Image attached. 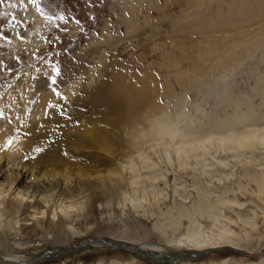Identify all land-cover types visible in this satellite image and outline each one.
Masks as SVG:
<instances>
[{"label": "rangeland", "instance_id": "rangeland-1", "mask_svg": "<svg viewBox=\"0 0 264 264\" xmlns=\"http://www.w3.org/2000/svg\"><path fill=\"white\" fill-rule=\"evenodd\" d=\"M227 1L232 2L231 0H144L143 2L142 0H0V98L24 79L26 81L24 84H27L22 83L27 87L25 91L28 96H25L27 115L32 117V112L40 107L44 98L48 97L51 102L57 92L61 96L73 88V100H63L64 106L57 110L54 122L50 124L48 138L49 141L53 139L59 141L61 153L72 157L71 161L76 163L84 162L85 157L89 161L93 152L87 149L74 152L72 146L74 142L68 140V134H72V129L82 130V126L85 127L84 124L90 120L99 122V126L103 129L109 131L110 128L115 130L114 132L117 131L118 137L122 139L123 144H126L127 128L123 123L119 126L122 118L100 101L101 95L104 94L112 101L114 97L116 104H124L121 97H117L118 89L115 82L119 78H124L127 84L134 88L146 85L150 89H159L161 94H158L159 97L154 104L158 103L157 107H162L172 116L178 105L186 103L185 110L202 123L213 118L234 117L237 109L231 107V104L224 105L225 101L242 103L239 112H246L250 104L263 115L264 0L259 2L244 0V3H241L243 0H233L231 7L227 5ZM235 3L236 5H233ZM248 4L252 6L246 8ZM244 8H249L246 16L242 14ZM229 61H232L231 66L228 65ZM57 68L60 69V75L56 74ZM53 78L56 84L51 83ZM43 79L47 83L46 87L43 86ZM254 90L261 95L257 96ZM49 94L51 96H48ZM58 101L56 99L53 103ZM144 108L141 111H137L140 108L137 109L136 115L135 112L129 113L125 107L127 116L122 119L126 122L125 126L129 122L132 125L138 116V119L142 118L144 116L142 114L149 109ZM197 110L201 113L198 114ZM61 112L65 115H61ZM112 122L114 127L110 125ZM135 124L137 123L134 122ZM260 124H264V121ZM134 128H129V131L132 132ZM144 147L149 149H146L147 153L152 159L155 158L154 162L158 164L155 167L157 182L155 181L152 188H147L141 207L136 209L132 202L130 203L132 193L131 189H127L124 190L127 201L123 192H120L117 196L119 199L116 198L115 203H108L107 206V203L103 202L101 207L99 203L94 216L88 214L86 210L66 209L68 211L61 216L64 220L62 230L57 235L43 226L33 237H27L22 234L20 224L17 225L19 227H14L15 230L13 228L5 231L3 220H0L2 225H0L2 227L0 257H11L15 260L11 263L0 261V264H164L153 254L144 256L136 249L129 250L125 247L106 248L102 243L97 242L99 240L129 241L137 244V249L138 247L155 249L163 255L182 254L183 259H189L190 252L183 247H176V243L172 244L175 247H169L171 240L176 242L178 236L184 232L188 225L187 219L181 218L182 222H180L178 217L180 224L178 223L175 232L167 227L165 217L176 213L174 205L187 210V213L192 212L190 208L194 205L191 204L199 199L196 196V187L200 185L199 188H212V191H218L217 195H226L227 199H237L242 202L241 208L230 207L231 210L227 206L226 208L219 206V211L223 213L224 210L226 216L235 218V211L251 216L250 213L254 214L253 210L257 212L261 210L262 214L259 213L256 217L259 229L254 232L255 235L251 233V240L246 243L248 249L241 248L240 252L245 256L237 254L236 251L209 250L208 252L211 253L202 256L203 258L186 260L190 263L183 264H264V195H259L257 184L252 181V177L264 170V146H260L262 149L245 152L244 157H247L246 159L252 164L245 158L243 163L241 161L236 163L229 152L221 154L222 157H230L224 168L218 164L225 172L221 174L216 171L218 168L214 164L216 159L207 156L210 157L211 165L209 161L207 162L209 158L205 157L207 165L204 169L212 171L210 177L216 180L212 183L213 187L209 184L213 179L208 178V175L195 179L193 172L197 168H192L196 165L195 161H191L194 163L187 166L186 174L181 173L176 162L173 161L174 164L168 163L167 160L166 163L160 161L149 148V143H145ZM38 149L36 147V150ZM89 152L91 155L88 154ZM133 156L137 155L133 154ZM209 165L216 168L211 170ZM246 166L250 167L246 169ZM229 170L236 171L234 173ZM187 173L193 175V178ZM141 175L139 181L142 182L146 171H142ZM213 175L217 177L219 175L220 179L225 177L222 178L224 181L222 187L221 184L217 187L216 183L219 179ZM219 182L221 183L220 180ZM139 187L141 188V185ZM159 189L164 190L161 192ZM174 189L178 191L174 193L187 197L182 198L184 200L181 201L179 196L182 195H175ZM219 189L227 193L219 192ZM157 192L163 194L161 196L163 202L159 200L161 203L152 202L158 200L154 198ZM165 193L168 195L165 196ZM212 195L209 196L212 197L210 199L213 201L217 198L216 202L219 196ZM163 197L166 198L165 202ZM84 200L80 202L83 203ZM171 208L175 210H169ZM195 217L204 226H208L211 222L208 215L203 216L204 218ZM4 232L6 233L3 236ZM55 248L57 250H51Z\"/></svg>", "mask_w": 264, "mask_h": 264}, {"label": "bare ground", "instance_id": "bare-ground-1", "mask_svg": "<svg viewBox=\"0 0 264 264\" xmlns=\"http://www.w3.org/2000/svg\"><path fill=\"white\" fill-rule=\"evenodd\" d=\"M143 1L144 0H142V2ZM231 1L233 2V0ZM232 2L227 1V5H230ZM257 2H259V0H257ZM241 3H244V0ZM233 5H236V3ZM248 6H252V4L246 5V8ZM230 7H228L229 10ZM233 7L235 8L236 6ZM246 8L243 9L244 12L242 11L243 16H246L248 9L251 7L248 9ZM230 20L232 21V18ZM229 62L228 65L231 66L232 61ZM42 82L43 86H45V84L47 85L45 80ZM22 83L24 84L26 81L23 79L16 87L7 90L0 98V116L1 113H3L0 117V220H3L2 225L5 231H10L20 224L22 234H25L27 237H33L40 231V227L43 226L57 235L62 230L64 220L61 216L68 211H66V209L86 210L88 214L94 216L97 213V207L103 206V202L107 203V206L108 203L112 204L120 192H123L125 196L126 193H124V190L127 189H131L132 193L131 197L129 196L131 198L130 203L132 202L135 208L141 207L142 201L145 200L144 194L147 192V188H152L155 184L157 178L155 167H157L156 164H158H155V158L152 159L149 153H147L146 149L148 148L144 149L145 143L150 144L149 148L160 161L163 160L165 162V160H167L168 163H172L173 161L176 162L178 164V169L183 170L179 171L181 173H185L187 166H191L190 163H194L191 161H195L196 165L194 167L192 166L194 169L197 168L194 172L192 171L195 179L203 175H208L207 177L211 178L210 174L212 171L204 169L206 168L205 165H207L205 160L207 156H212V158L216 159V163L214 162V164L217 166L220 164V166L224 168V166H227L225 164H228V158L231 157L236 160V163H239L240 161L242 162L244 158H247L244 157L245 152L249 153L252 150H258L260 146H264V124H260V122L264 121V113L261 115L258 113L259 111L257 112L250 104L247 106L246 112H239L238 109L242 103H228L225 101L223 103L224 105L231 104V107L237 109L235 110L237 113L234 117L213 118L211 121L202 123L201 120L197 121L193 118V115L185 110L186 103L178 105V108L175 109V114L172 116L170 112H166L162 107H157L158 103L157 105L154 104L159 97L158 94H161L159 93V89H150L146 85L134 88L127 84L124 78H119L115 82V86L118 89L117 97L120 96L122 101H124L123 103L126 105V110L128 109V112L131 114L134 112L136 114V110L139 108L140 109L137 111L145 109L144 107L149 109L145 114H142L144 110L142 111L141 114L144 115L142 116L140 114L142 118L138 119V116V118L133 121L132 125H130L129 122L128 125L125 126L126 122L122 121V119L127 116L124 110V104H116L117 101L116 103L114 102V97L112 101L110 97H105L106 95L102 94L100 100L101 104H105V106L113 109L117 113V116L122 118L120 121L118 120L120 122L119 126L123 123L124 127L127 128V131H125V137H127L126 144H123L122 139L118 137L116 134L117 131L114 132L115 130L110 128L109 131L103 129L99 126V122L90 120L88 123L84 124L85 127L82 126V130L76 131L72 129V134H68V140L74 142L72 143L74 152H78L80 149L84 151L86 149L92 150L93 152L88 153L92 154H90V160L88 161L87 157L84 156L86 159L82 163L85 164L79 166L78 164H82L80 163L81 161L77 163L73 162L71 161L72 157L70 158L61 153L59 150V141L56 139L49 141L48 138L50 124L54 122L56 113H58L57 110L64 106L63 100H73V88L61 96L54 94L51 102L48 100L49 98L45 96L46 98H44V100L42 99L43 102L41 101L43 104L41 103L39 108H37V106V110L32 112V117H30L27 115L26 110L27 100L25 96H27V94H25V91L27 87L24 85L27 84L22 85ZM254 92L256 91L254 90ZM256 95L259 96L261 94L256 92ZM48 96L51 95L49 94ZM56 99L59 101L53 103ZM153 105H156V107H153ZM197 113H201L200 110H197ZM128 120L124 119V121ZM134 122L137 124L134 125ZM110 125H113V122ZM114 126L115 125H113V127ZM133 126L136 127L134 128ZM138 126H140V128H138ZM131 127L134 128L132 132L129 131ZM36 147L40 150H36ZM123 148L128 149L127 152H123L125 151ZM226 152L230 153V157H222L221 154H227ZM256 152L257 151H255V153ZM133 154L137 156L134 157ZM210 157H208L209 160H207V162L209 161L208 163L212 165ZM81 159L82 158H80V160ZM247 161L250 163L249 160ZM211 165L209 166L212 168L211 170H213L214 167H211ZM201 166L202 168H199ZM240 166L242 167V164H240ZM247 167L249 168L250 166H246V169ZM192 168L191 170H193ZM229 168L231 169L230 166ZM221 169L222 167L219 168L218 166L216 171L220 174L225 173ZM142 171H146V175L141 182L139 180L142 177ZM229 171L235 173L236 170ZM241 172L242 170L240 173ZM191 176L193 178V175ZM218 177L217 179H219L221 183L218 180L216 185L218 187V185L221 184L222 187L224 183L222 178L225 177L223 176L221 179ZM239 177L241 176L239 175ZM211 179L213 180L209 182V184L212 185L214 178ZM235 181H233V183ZM252 181L257 184L259 195H264V170L252 177ZM195 184L198 185L197 183ZM140 185L141 188L139 187ZM199 187H196V196H198L199 199L196 200V203L193 202V204H191L192 206L194 205L193 208H190L192 212L190 211L187 213V210H183L182 207L178 208L177 205H174L176 207L175 215L171 212L169 216H166L168 213H166V215L164 214V216H166L167 227L175 232L179 226L178 219H187V227L185 226V221L183 222L186 227L184 232L178 236L176 242H174L175 240H171L169 247H175L172 246L173 243H176V247H183L187 252H190L188 255V257L190 256L189 259H183L184 255L182 254L176 255V257L175 255H163L155 249L144 247H138L137 249V244L129 241L113 240V242H107L99 240L97 242L102 243V246L104 245L106 248L118 249L120 247H125L129 250L136 249L144 256L153 254L158 261L164 264H183L191 258L201 259L203 258L202 254L207 253L209 250L236 251L237 254L241 251V248L245 249L246 247L247 250L248 245L246 243L251 240V233L259 229L256 223V217H258V214L262 211L260 210L257 212L253 210L254 214L250 213L251 216L235 211V218L226 216L224 215V210L223 213L219 211V206H225V208L227 206L228 209L231 210L232 208L230 207L241 208L243 206L242 202L240 203L237 199H227V197L225 198L226 195L223 196L219 193V195H217L218 191L214 190L216 192L214 193V191L211 190L212 188ZM214 188L216 189V187ZM159 190L163 192L162 190L164 189ZM176 191L177 189H174L173 193ZM221 191L219 189V192ZM161 192H157L155 195L153 194L154 198H158V200H153V203L159 200L161 201V196L163 195ZM176 193L174 194L182 195ZM212 193L217 195V197L219 196L216 202L215 199L217 198L213 199V202L212 199H210L212 197H209ZM166 194L167 193H165V196ZM188 194L191 196L189 191ZM179 197L181 201H183L187 195L185 198L183 195ZM82 199H85L83 203L80 202ZM117 199H119V197ZM165 200L166 198H164V202ZM176 200H178V197ZM185 202L186 201H184V203ZM99 203L102 205H99ZM169 210L173 211L175 209L171 208ZM240 211L242 210L240 209ZM205 215H208V219L211 221L208 226H204L199 220L203 224L202 225L195 217L200 216L201 218V216L203 217ZM35 219H37V221ZM56 219L58 220L55 221ZM182 220L180 222H182ZM1 226L0 228H2ZM167 227L165 229H167ZM175 232L173 233L175 234ZM5 233L6 232L3 233V236ZM7 235L8 234H6V236ZM27 239L29 240V238ZM51 250L55 251L57 248ZM43 258L48 259V257ZM13 259L11 257H0V261L10 263L15 261Z\"/></svg>", "mask_w": 264, "mask_h": 264}, {"label": "snow or ice", "instance_id": "snow-or-ice-1", "mask_svg": "<svg viewBox=\"0 0 264 264\" xmlns=\"http://www.w3.org/2000/svg\"><path fill=\"white\" fill-rule=\"evenodd\" d=\"M77 23H79V21H77ZM56 74H57V75H60V69H59V68L56 69ZM51 83H52V84H56V80H55V78L52 79ZM56 95L59 96L60 93L57 92ZM61 115H65V113H64V112H61ZM69 119H70V117H69ZM39 150H40V149H38V151H39Z\"/></svg>", "mask_w": 264, "mask_h": 264}, {"label": "water", "instance_id": "water-1", "mask_svg": "<svg viewBox=\"0 0 264 264\" xmlns=\"http://www.w3.org/2000/svg\"><path fill=\"white\" fill-rule=\"evenodd\" d=\"M209 253H211V252H207V253H205V254H202V256H206V255H208ZM238 254H239V255H243V256H245V254H243V253H241V252H239ZM190 260H193V258L190 259Z\"/></svg>", "mask_w": 264, "mask_h": 264}]
</instances>
